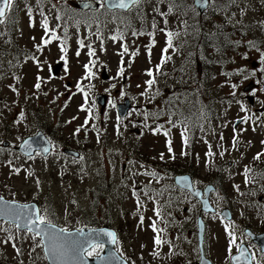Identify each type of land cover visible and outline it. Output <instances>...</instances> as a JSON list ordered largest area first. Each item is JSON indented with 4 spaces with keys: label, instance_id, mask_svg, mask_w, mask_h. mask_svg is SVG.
<instances>
[{
    "label": "rangeland",
    "instance_id": "1",
    "mask_svg": "<svg viewBox=\"0 0 264 264\" xmlns=\"http://www.w3.org/2000/svg\"><path fill=\"white\" fill-rule=\"evenodd\" d=\"M76 1L67 0L76 16L67 24L58 19L56 0H13L1 18L0 140L18 145L23 136L54 128L65 147L82 149L84 155L54 153L46 159L1 149L0 194L20 202L38 200L68 228L107 223L118 231L116 249L130 264H192L199 260L196 215L192 223L193 206L173 177L193 170L197 180L206 182L211 158L220 184L213 203L217 210L230 207L233 217L232 223L215 213L203 217L204 243L214 264H231L237 244L251 243L244 226L264 230V0H210L201 15L193 10V0H142L126 12L106 7L81 11ZM52 30L59 39L37 49ZM171 30V59L164 62L161 82L149 87L147 71L158 72ZM203 31L211 36L225 32L228 48L186 50L184 40ZM254 38L256 48H250ZM89 45L95 49L91 57ZM124 45L128 52L121 56ZM122 59L124 72L118 74ZM85 65L91 67L90 78ZM250 80L257 83L252 106L243 91ZM97 94L106 96L103 109L95 102ZM123 98L130 99L131 107L119 117L116 106ZM238 117L248 120L233 128ZM153 220L163 229L160 245L154 243ZM32 237L0 224V264H47L40 240ZM251 250L253 264H264V253L253 245Z\"/></svg>",
    "mask_w": 264,
    "mask_h": 264
},
{
    "label": "water",
    "instance_id": "2",
    "mask_svg": "<svg viewBox=\"0 0 264 264\" xmlns=\"http://www.w3.org/2000/svg\"><path fill=\"white\" fill-rule=\"evenodd\" d=\"M193 4L199 10V12H203L208 5V0H193ZM104 5L110 10H114V9L127 10V9H122V8H113L110 6V3L106 2V0H104ZM76 6L82 10H93V9L97 8L98 2L96 0H78L76 2ZM103 76H104V74H103ZM253 85H254V83L252 81H250L247 85H245L243 87V90L249 91L252 89ZM246 99L248 100L249 104L252 105L254 103L253 96L248 95V96H246ZM96 101L100 104L101 109H103V107L105 105V101H106V96L104 94H97L96 95ZM129 108H130L129 99H125L123 104H118L117 105V112H118L119 116L124 117L127 114ZM240 121H241V119H237L233 125L236 126L238 123H240ZM26 141L30 143L31 148H28L25 146ZM4 145H6V142L4 143ZM44 148L49 149L50 143L41 131L37 132L36 134H34L32 136H28L27 138H25L20 143V145L18 147H16L17 150L21 151L22 153H24L27 156H31L35 150H38L43 155H46L49 151L47 153H44L43 152ZM65 152L74 156V157L78 156V152L75 150H72V149H66ZM175 183L177 185L185 188V189L190 190L191 193L193 194V196H197V198H200V192L201 191L200 190H194L191 187L190 179H189L188 175H186V174L176 175L175 176ZM211 189H212V186H209L205 189V197L206 198L202 199L203 201L201 200L202 209L205 211H213V208L210 207L208 199H207L208 193ZM11 202H15V203L13 204ZM20 205H29L30 208L22 210L19 207ZM32 209H37V205L35 203L22 204V203H19L17 201H10V200L3 198V200L0 201V212H4L5 215H0V219H4V220H6L10 223H13V224L20 223L21 225H23V218L20 221H13L10 218L11 214L17 213L20 211L27 212V211H30ZM221 215L223 217H225L226 219L231 218V214H230L228 209L222 210ZM197 226H198V231H197L198 246L200 249V262H199V264H209V262L205 259V257L203 256V253H202L204 224H203L200 216L197 219ZM21 229H24V228L21 227ZM60 229L61 228L55 226V229H50V231L54 232V233H59ZM107 232H114L116 234V232L114 230L108 229L107 227H96V228L85 227V228H80V229L67 230V233H59V238L56 239L55 241H49L47 238H44V243L42 245H43V253H44L47 264H128L127 261L124 258H122L114 249L115 243H111V238L106 237L104 235H101L100 239L98 241H94V242L104 244V248H103L102 252L96 256L89 257V256L85 255L83 258H81L78 255L73 256L72 253L69 252L64 257V259L62 261H56V260H53L51 258V254H50L48 249L53 244L56 247L60 248L62 245L67 247L71 242L74 241V242H77L78 244H83V246L85 248H88V244L84 243V241L86 239H88L94 233L100 234V233H107ZM245 232L247 234H249L251 236L252 240L259 246L260 251L264 252V232L261 234H257V235L253 234L252 232H249L248 230H246ZM90 242H92V241H90ZM241 249L245 250V256L247 257V260L245 261L244 259H241L239 262L233 260V257L241 255ZM231 261L233 264H252L251 256L249 255L245 245L240 246L238 252L231 257Z\"/></svg>",
    "mask_w": 264,
    "mask_h": 264
},
{
    "label": "snow or ice",
    "instance_id": "3",
    "mask_svg": "<svg viewBox=\"0 0 264 264\" xmlns=\"http://www.w3.org/2000/svg\"><path fill=\"white\" fill-rule=\"evenodd\" d=\"M106 2L110 3V6L113 8H122V9H130L131 7H135L137 5H139L142 0H106ZM13 6V0H0V18L5 17L7 10L11 9ZM171 10V9H170ZM29 14H31V9H28ZM163 15V14H162ZM3 20L0 19V23H2ZM42 26L45 30V34L46 36L49 35V27H48V22H47V18H45L42 21ZM133 35H137V33H133ZM173 36L174 34L172 32H167L166 33V47L165 49H163V55H162V62H165L168 59H171L170 56L167 55L168 49L173 47ZM120 38H122V34L120 36ZM52 39H59V37L56 36L55 31L52 30L51 31V35L50 38H42V44L36 45L37 49H41L43 45H47L49 43H51ZM112 40H117L118 37L117 36H112L111 37ZM152 43L154 44L155 41L153 40ZM79 46L82 48L84 47V42L83 40L78 41ZM89 47V56H94L95 55V49H93L91 47V45L88 46ZM61 50L64 51V45L61 44ZM149 51V55L151 54V49H148ZM128 52V48L127 45L123 46V52L121 53V56H123L124 53ZM80 53L77 52V56ZM137 53L133 52L132 56L134 57ZM35 59V57H33ZM90 64L94 65L95 61H90ZM161 67V65H157V70ZM85 69H86V77H91L93 75L92 71H91V67L89 65H85ZM124 72V67H123V59L121 60V67L119 69V73L118 74H122ZM147 74L149 76H152V70L149 69L147 71ZM39 77H38V82L35 85L36 88L40 87V83H39ZM155 82L154 79H149L148 81H146L147 85L149 87L152 86V84ZM233 87H235V85H233ZM77 89L78 91L83 92L84 89L80 86V84H77ZM85 100L87 102V94L85 93ZM81 109H84V106H81ZM89 118H91V110L89 109ZM86 118L85 120V125L88 123V119ZM75 119V117L73 118ZM248 117H244L243 121H247ZM83 127V126H81ZM160 129L157 128L154 130V132L159 131ZM77 132L80 131V128L76 129ZM165 136L169 135L168 131L164 132ZM182 138H183V142L185 145H187V137L184 136L183 132H182ZM262 143H264V141H262ZM25 146L28 148H31V145L29 142H25ZM168 150L171 153L172 152V147H171V141H168ZM49 151L48 148H44L43 152L47 153ZM183 155H186L187 153L182 152ZM210 154V153H209ZM174 158V156H173ZM256 159L260 158V154L258 153L257 156L255 157ZM161 159H163V153L161 154ZM14 171H16L17 173L19 172V169H14ZM29 175H31V173H29ZM37 183H39L37 181ZM135 195V193H134ZM3 198L0 197V201H2ZM11 203H15V202H11ZM138 205H139V200L137 201ZM20 209H29L30 206L29 205H20L19 206ZM47 210H45L46 212ZM155 214L157 217H159L161 215L160 210L159 209H155ZM0 215H5L4 212H0ZM13 221H20L23 218V225H21L20 223H15V227L19 230L21 229V227H23L27 232L29 233H34L33 235V239H35L36 237H41V244L44 243V238H47L49 241H55L56 239L59 238V233H67V229H60L59 233H54L51 232L50 229H55V225H53L51 223L50 220L47 219V215H41L40 214V210L38 209H32L30 211L24 212V211H20L17 213H12L11 217H10ZM144 222V216L141 214L140 215V219H139V224L142 225ZM227 227V226H226ZM151 228L154 232H157V235L154 237V243L156 245H160L161 243H163L164 241H162L161 236L159 234V232H162L163 229H157L156 227V221L153 220L151 223ZM70 235V234H69ZM104 235L106 237H110L111 238V243H116V234L114 232H107V233H100V234H93L92 236H90L88 239H86L84 241V243L88 244V248H85L83 246V244H78L77 242H71L67 247L65 246H61L60 248L56 247L54 244L52 246L49 247V252L51 254V258L53 260L56 261H62L64 259V257L71 252L73 256H80L81 258H83L85 255L91 256L94 253H96L97 249H103L104 248V244L103 243H98V242H94V241H98L100 239V236ZM229 235L232 236V240H230V244L235 243V237L233 236L232 232H229ZM8 239H12L11 236L8 237ZM92 241V242H90ZM39 246V245H38ZM19 251V250H17ZM98 254V253H96ZM154 255H157V253H153ZM241 259H244L245 261L247 260V257L245 256V250L241 249V255L240 256H236L233 257V260L235 261H240Z\"/></svg>",
    "mask_w": 264,
    "mask_h": 264
},
{
    "label": "flooded vegetation",
    "instance_id": "4",
    "mask_svg": "<svg viewBox=\"0 0 264 264\" xmlns=\"http://www.w3.org/2000/svg\"><path fill=\"white\" fill-rule=\"evenodd\" d=\"M192 5H193V3H192ZM192 8H193L194 11L197 12V10H196V8L194 6H192ZM195 15H197V14H195ZM40 131H42L43 134L49 140V142L51 144V149H50V152H49V154L47 156H42L40 152H35V154L33 156H37L38 155V156L45 157L46 159H49V157H51V155L54 154V153L66 155L64 153V149L67 148V147H65L61 143V141L58 138L55 137L57 135V130H54V128H50L48 130H40ZM24 137H26V136H23L22 139L19 141V143L24 139ZM1 138H3V137H1ZM4 141H6V140H2V141L0 140V150L1 149H4V150H7V149L16 150L15 149L16 146L9 144V142H8L7 146H3L2 143ZM78 151L80 152V156L79 157H83V155H84L83 150L81 149V150H78ZM21 156H23V155H21ZM228 164H230V163H228ZM205 167H207V170L209 171V174H211L210 177H209V179L206 182L197 180L196 179L197 178L196 173L193 170H188L186 172L191 176L192 183H193V187L196 188V189L201 190V196L202 197L205 195L204 189L207 187V185H213L214 186L213 191H211L208 194V199H209V202L217 209V205H215L213 203V200H212L213 199V196L216 194V192L219 190V187H220V184L218 182V179L217 178L215 179V177L217 176V164L216 163H213L212 162V159L210 158L209 163H207V165ZM262 170H264V167L262 168ZM183 173H185V172H183ZM213 175H214V177H213ZM259 189H262V187H260ZM178 190H179V192H181V194L184 197L188 198V201H189L190 205L193 206L192 209H191V214H192V217L191 218H192V223H193L194 222L193 221V217L195 215L198 216L201 213L200 202H199L198 199L193 198L188 191L183 190V189H178ZM258 200L259 201H262V196L261 195L259 196ZM31 201L36 202L38 204V206L40 207V209L41 208H43V210L45 209L44 206L41 204V202L39 203L38 200H31ZM262 204H264V202H262ZM224 207H227V206L224 205L221 208H224ZM227 208L230 209V207H227ZM186 210H187V207L185 206L183 208V211H186ZM53 212L54 211H52L50 213L51 216L48 217L47 219L50 220L52 224H55V225L60 226L62 228H67V227H65V225L63 224V222H60V220L57 217H55V215L53 214ZM208 215L209 214H204L203 217L205 218ZM0 222H1L0 223L1 225L5 226V227H8V229H9V226H10V227L15 228L17 230V228L14 225H11V224H9L7 222H4V221H1V220H0ZM102 225L103 226H106L104 224H102ZM79 227H82V226H79ZM17 231H19L20 233H22L24 230H17ZM25 232H27V231H25ZM27 233H29V232H27ZM6 235L8 236L9 233H6ZM247 244H248L249 248H252V245H250V243H247ZM207 250H208V248H206L205 243L203 242V253H204V256L206 257V259L209 260V264H214L213 260L210 257V254L207 253ZM182 263L191 264V263H188V262H182ZM192 264H198V262L196 261V262H193Z\"/></svg>",
    "mask_w": 264,
    "mask_h": 264
},
{
    "label": "trees",
    "instance_id": "5",
    "mask_svg": "<svg viewBox=\"0 0 264 264\" xmlns=\"http://www.w3.org/2000/svg\"><path fill=\"white\" fill-rule=\"evenodd\" d=\"M56 1L58 2V5L60 7V8H57V16H58V19L62 21V23L67 24V22L72 21L74 20V18H76L73 12L72 13L69 12L70 3L67 2V0H56ZM201 19L204 20L203 18ZM183 32L184 31L181 30L179 33H183ZM224 33L225 32H223V35H222L221 33H218L217 31H215L213 33L212 32L210 33L212 34L211 36V35H205L203 31V33L200 34V36H196V38H186L183 44L186 50H190L191 47H194L195 49H197V48L204 47V46H209V47L211 46L220 52L222 49L228 48V45H229L227 42L226 33L225 35ZM227 35L232 37L231 32H227ZM183 39L184 37L181 40L183 41ZM257 41L258 39L254 38L253 42H249L248 45L250 46V48H256ZM229 51L233 53L235 49L231 50V48H229ZM221 52H223V50ZM160 82H159V76H156L154 84H159ZM198 83H199V88L201 89V78L198 79ZM156 95L157 93L155 94V97ZM163 101L167 102V97H164ZM46 215L47 217H49V214L46 213Z\"/></svg>",
    "mask_w": 264,
    "mask_h": 264
},
{
    "label": "bare ground",
    "instance_id": "6",
    "mask_svg": "<svg viewBox=\"0 0 264 264\" xmlns=\"http://www.w3.org/2000/svg\"><path fill=\"white\" fill-rule=\"evenodd\" d=\"M25 157H30V156H25ZM176 174H180V175H182V174H186V175H188V176H189V179H190V184H191V186H193L191 176H190L187 172H185V173H183V172H182V173H175V175H176ZM186 181H187V180H186ZM187 182H188V181H187ZM209 186H212V189L209 191V193H210L211 191H213L214 186H213V185H207V187H209ZM207 187H206V188H207ZM206 188H205V189H206ZM205 189H204V191H205ZM198 190H199V189H198ZM200 191H201V190H200ZM200 193H201V192H200ZM209 193H208V194H209ZM50 216H51V215L49 214V217H50ZM107 228H108V229H111V230H114V229H115L114 227H112V226H110V225H107ZM203 238H204V237H203ZM196 241H197V239H196ZM197 243H198V241H197Z\"/></svg>",
    "mask_w": 264,
    "mask_h": 264
}]
</instances>
